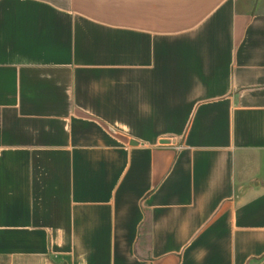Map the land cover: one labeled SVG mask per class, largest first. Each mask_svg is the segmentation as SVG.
<instances>
[{"label": "crops", "instance_id": "1", "mask_svg": "<svg viewBox=\"0 0 264 264\" xmlns=\"http://www.w3.org/2000/svg\"><path fill=\"white\" fill-rule=\"evenodd\" d=\"M0 264H264V0H0Z\"/></svg>", "mask_w": 264, "mask_h": 264}, {"label": "water", "instance_id": "2", "mask_svg": "<svg viewBox=\"0 0 264 264\" xmlns=\"http://www.w3.org/2000/svg\"><path fill=\"white\" fill-rule=\"evenodd\" d=\"M164 143H168L166 140L165 141H163ZM134 143V142H133Z\"/></svg>", "mask_w": 264, "mask_h": 264}]
</instances>
